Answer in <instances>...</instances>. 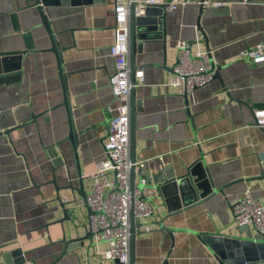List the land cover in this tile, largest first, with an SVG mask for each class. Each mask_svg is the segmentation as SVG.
Here are the masks:
<instances>
[{
    "label": "crops",
    "instance_id": "0c3cea01",
    "mask_svg": "<svg viewBox=\"0 0 264 264\" xmlns=\"http://www.w3.org/2000/svg\"><path fill=\"white\" fill-rule=\"evenodd\" d=\"M45 1L58 58L49 50L33 0H0V54L22 51L25 32L34 44L32 52L0 58V264L3 253L16 249L22 252L21 264H101L97 251L105 242L89 236L70 247L61 241L63 235L72 239L87 231L88 207L74 192L75 215L69 210L71 221L56 222L63 214L52 201L55 189L48 181L54 170L57 185L69 178L78 186L81 175L94 171L103 157L107 109L117 104L108 85L114 0ZM205 1L222 4L200 7V0H187L166 10L158 22L165 35V65L175 63L178 39L188 42L191 53L208 47L227 88L213 78L191 94H178L168 84L172 72L163 67L161 42H144L134 55L143 82L133 89L132 134L134 160L140 163L135 179L146 173L151 184L154 177L166 181L201 159L211 191L172 213L159 193L154 214L137 223L141 232L134 236V264H219L201 238L207 232L264 239V229L238 225L231 212L245 189L264 200V130L253 123L254 109L264 107V62L241 57L256 43L264 50V0ZM156 12L150 8L146 18L155 19ZM64 91L76 133L75 154ZM82 180L87 194L91 181ZM58 195L62 201L71 198L68 190ZM163 217L171 231L155 225Z\"/></svg>",
    "mask_w": 264,
    "mask_h": 264
},
{
    "label": "built area",
    "instance_id": "2783aa9c",
    "mask_svg": "<svg viewBox=\"0 0 264 264\" xmlns=\"http://www.w3.org/2000/svg\"><path fill=\"white\" fill-rule=\"evenodd\" d=\"M187 0H114V41L108 52L113 59V71L108 78L112 96L117 101L108 107L106 134L102 140L103 157L94 171L81 175L91 181L84 203L91 211L87 227L95 242H105L104 249L97 251L101 264H129L130 218L139 223L154 214L153 199L159 195L155 184L139 176L131 182L130 169L140 166L129 156L130 90L143 82V72L135 69L130 77L129 19L142 16L148 6L166 3V10L185 5ZM200 3V2H199ZM203 6L221 5V2H201ZM176 64L168 84L180 95H188L212 79L207 52L191 53L183 39L174 43ZM241 57L253 63L264 62V50L256 43L241 53ZM253 123L264 130V107L254 109ZM232 218L238 225L250 224L258 232L264 229V200L251 195L249 189L239 193L231 204Z\"/></svg>",
    "mask_w": 264,
    "mask_h": 264
},
{
    "label": "water",
    "instance_id": "95a60500",
    "mask_svg": "<svg viewBox=\"0 0 264 264\" xmlns=\"http://www.w3.org/2000/svg\"><path fill=\"white\" fill-rule=\"evenodd\" d=\"M205 0H200V7L203 5L201 2ZM45 0H33L34 5L37 7L40 20L44 30L46 31L49 41L50 48L52 52H54L59 57L58 52L59 48L55 41V36L52 35L50 28L48 26L46 15L44 14L43 7L47 4ZM166 3H161L157 5L148 6L144 14L142 16L135 17L133 12L130 13L129 19V65H130V77L133 78V73L135 69L139 67L135 66L134 63V55L135 52L142 51V44L147 41L158 40L162 44L163 50V67L168 68L171 72H173V67L175 63L167 67L165 65V35L163 33V27H161L158 22L163 20L164 13L166 11ZM150 8H155L157 10V14L155 19H147V15L149 13ZM197 29L200 31L203 39L205 40V34L201 29L199 23H197ZM24 38L26 40L24 44V49L22 51H17L15 53L10 54H0V58H9L10 56L19 57L22 54L27 53L28 51H34V44L30 40V36L28 32L23 33ZM206 46V43H205ZM208 46V45H207ZM208 58H209V72L212 73V79L216 78L223 85V88L227 87L222 83L220 76L218 75L219 66L215 65V63L210 58V53L208 47H206ZM60 80L63 83V75L60 73ZM63 85V84H62ZM133 89L130 90L129 100H130V134H129V156L130 160L134 162V154H133V116H134V105H133ZM185 96V95H184ZM66 94L64 91L62 105L65 107L68 115V124H69V133L68 139L70 140L74 154H75V146H76V133L74 131V125L71 118V113L69 111V105L66 99ZM242 103V101H239ZM139 102H136L138 105ZM130 178L131 182L134 181V167L132 166L130 169ZM145 179L147 182L151 179L150 175L145 173ZM162 180L160 177H154L155 185L159 189V193L163 195L164 201L166 205L169 206V213L173 211L180 210L183 207L189 206L196 202L199 197H203L206 193L211 191L210 180L208 176V172L202 162V160L195 161L190 167H188L186 173L179 177H173L172 175H168L165 179ZM54 186L55 189V197L52 201L57 202L58 207L61 209L62 217L56 222L63 223L64 221H71V216L68 215L69 210L73 212L75 215V204H77L76 198L74 196V192L81 197L83 203L86 196V191L84 189L83 180L80 179L78 181V186L68 178V182L65 185H57L56 177L54 174V170L52 172L51 180L48 181ZM60 190H68L71 194V198L62 201L59 197ZM170 204H176L175 206ZM86 205V204H85ZM87 206V205H86ZM91 211L88 209V214ZM88 216V215H87ZM164 217L162 219L156 220L155 225L159 231H171L173 228L164 225L163 223ZM141 231L138 228L137 223L134 222L133 218H130V238H129V264H134V253H133V245H134V236L135 234H139ZM67 236L71 235V231L67 228L66 231ZM77 234V233H76ZM92 237L91 232L88 230L83 235H75L72 239H66L65 235L62 236L61 241L72 243L70 247L77 246L82 240L87 237ZM202 240L208 245L210 250L216 256L219 264H245L256 261H264V239H256L253 237L247 236H229L224 235L222 233H213L207 232L201 235ZM3 264H21L23 261L22 252L20 249L13 250L11 252L7 251L2 254Z\"/></svg>",
    "mask_w": 264,
    "mask_h": 264
}]
</instances>
